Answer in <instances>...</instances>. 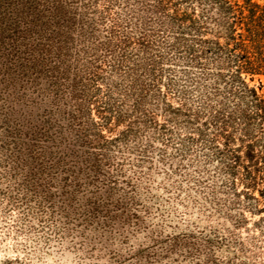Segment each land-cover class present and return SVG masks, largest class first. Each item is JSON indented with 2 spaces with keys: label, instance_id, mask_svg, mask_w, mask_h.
I'll return each instance as SVG.
<instances>
[{
  "label": "rangeland",
  "instance_id": "1",
  "mask_svg": "<svg viewBox=\"0 0 264 264\" xmlns=\"http://www.w3.org/2000/svg\"><path fill=\"white\" fill-rule=\"evenodd\" d=\"M2 1L0 264H117L139 250L171 264L162 253L166 238L200 232L220 240L217 256L264 264V170L250 181L264 145L244 134L237 116L203 127L209 109L201 104L212 109L232 98L212 82H195L197 73L180 63L155 69L134 49L129 68H117V50L102 44L117 13L121 22L128 15L123 0L64 7L78 23L75 44L62 52L65 67L10 68L16 54H8L4 17L13 16ZM245 83L264 95V76ZM68 101L83 111L78 122L92 147L80 151L95 154L96 164L63 157L75 137ZM46 120L62 146L41 136L35 161L28 144Z\"/></svg>",
  "mask_w": 264,
  "mask_h": 264
},
{
  "label": "trees",
  "instance_id": "2",
  "mask_svg": "<svg viewBox=\"0 0 264 264\" xmlns=\"http://www.w3.org/2000/svg\"><path fill=\"white\" fill-rule=\"evenodd\" d=\"M3 1L13 16L4 17L8 22L4 27L9 30L6 37L8 54H16L15 57L12 55V60L7 59L10 68L11 65L17 68L29 65L65 67L67 62L62 52L68 43L69 49L75 44L74 40L71 43V35L78 23L65 15L64 7L75 10L78 7L75 0L70 3L65 0ZM123 2L128 15L121 22L117 13V25L111 21L102 44L117 50V68H129L127 58L132 49L148 55L146 60L155 69L162 61L182 64L185 72L197 73L195 82H212L216 85L214 90L221 88L232 98L221 101L212 109L210 101L201 104L209 109V117L203 123L205 129L219 124L218 119L224 114L237 116L244 134H257L264 145V95L245 83L248 76H264V0ZM132 21L136 22L132 25ZM73 22L75 29L71 26ZM127 25H130L129 28ZM82 28L81 25L79 33ZM81 36L77 35L79 39ZM157 79L154 77L153 82H157ZM64 108L68 109L67 119L75 137L73 144L63 147V157L79 162L89 159L90 163L96 164L95 154L84 156L81 152L82 148L92 147L82 133L83 124L78 122L83 111L73 101L66 102ZM35 127L37 132L32 134L34 139L28 148L31 159L36 161L38 156H43L41 136L50 145L61 147L62 143L57 141L55 135H48L53 129L51 121L36 123ZM75 145L79 147L78 151H75ZM261 170H264V162L255 165L250 176L251 184L260 176ZM219 241L216 236L202 232L169 236L162 253L164 258H171V264H246L233 254L217 256L215 248L220 247ZM129 258L127 261H117V264L160 263V260H155L154 252L146 256L139 250Z\"/></svg>",
  "mask_w": 264,
  "mask_h": 264
}]
</instances>
